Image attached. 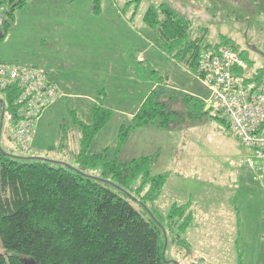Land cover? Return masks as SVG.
I'll list each match as a JSON object with an SVG mask.
<instances>
[{
  "label": "rangeland",
  "instance_id": "1",
  "mask_svg": "<svg viewBox=\"0 0 264 264\" xmlns=\"http://www.w3.org/2000/svg\"><path fill=\"white\" fill-rule=\"evenodd\" d=\"M163 3L192 20V37L208 26L206 41L228 43L252 71L264 70V0H100L99 10L95 0H28L15 11L4 35L0 32V59L47 75L60 72L79 97L63 92L44 112L27 151L10 141L11 123L6 119L2 147L13 155L80 167L73 158L81 140L75 119L78 115L91 120L94 104L101 102L111 115L91 151L106 148L111 157L119 129L131 124L127 115L135 114L154 90L176 111L173 126L138 129L128 152L125 149L119 157L130 160L148 153L153 157L152 173L167 176L154 200L152 194L144 197L147 186L140 195L132 192L137 209L145 211L140 202L146 201L161 222L165 260L264 264V188L248 165L255 159L223 119L183 101L187 92L206 96L208 90L157 46L145 15L151 6ZM110 54L117 56L107 58ZM190 81L197 88L186 92ZM178 156L184 166L174 161ZM173 206L185 214L169 219Z\"/></svg>",
  "mask_w": 264,
  "mask_h": 264
},
{
  "label": "trees",
  "instance_id": "2",
  "mask_svg": "<svg viewBox=\"0 0 264 264\" xmlns=\"http://www.w3.org/2000/svg\"><path fill=\"white\" fill-rule=\"evenodd\" d=\"M27 1L0 0L3 35L15 20V11ZM99 1L95 0L96 10ZM145 21L155 31L157 46L193 73L204 50L225 44L206 41L208 26H203L201 35L192 37V20L168 3L151 6ZM258 71L260 76L261 69ZM18 97L16 87L0 90V264H171L165 260L160 220L146 207V201L140 202L146 213L137 209V196L132 194H142L147 186L144 197L152 194L154 200L167 176L152 173V156L123 160L118 155L132 129L173 126L176 111L169 109L168 102L158 99L153 90L131 124L119 130L117 149L111 157L106 148L91 151L110 109L100 102L94 104L91 120L77 115L81 140L73 158L80 167H75L4 150V123L7 119L12 128L19 118ZM183 101L187 107H205L204 99L189 94ZM172 208L169 219L173 214H185L183 208Z\"/></svg>",
  "mask_w": 264,
  "mask_h": 264
},
{
  "label": "built area",
  "instance_id": "3",
  "mask_svg": "<svg viewBox=\"0 0 264 264\" xmlns=\"http://www.w3.org/2000/svg\"><path fill=\"white\" fill-rule=\"evenodd\" d=\"M0 6V25L3 22ZM251 65L228 44L204 50L193 73L205 89L206 112L223 119L241 143L251 149L255 160L248 161L264 188V70ZM16 87L19 115L10 130L16 147L30 149L43 113L62 96L63 91L41 69L6 63L0 59V90Z\"/></svg>",
  "mask_w": 264,
  "mask_h": 264
},
{
  "label": "crops",
  "instance_id": "4",
  "mask_svg": "<svg viewBox=\"0 0 264 264\" xmlns=\"http://www.w3.org/2000/svg\"><path fill=\"white\" fill-rule=\"evenodd\" d=\"M111 55V54H110ZM162 55V57H164L165 55L164 54H161ZM117 56V54H112L111 56H109V55H107L106 57L107 58H112V59H114L115 57ZM166 57V59H171V61H174V62H176L178 65H179V67H180V69L181 70H183V73H185V70H186V72H189L191 75H192V77L194 78V76H193V71H191L189 68H187L186 66H184L183 64H181V63H179L178 61H176V60H174L172 57H170V56H168V55H166L165 56ZM48 77H49V79H50V81L51 82H53V83H55L56 85H58L59 86V88L64 92V93H67V94H69V97H79V95L78 94H75V93H73L72 91H70L69 90V88H71V87H67V86H69L71 83L70 82H68V81H66L67 82V85L65 84V81H64V76L62 75V73H60V72H52V73H50V74H48ZM193 80V79H192ZM145 81V83L146 82H148V80H144ZM192 81H190V82H188V86H187V88L185 89H183V90H185L186 92L187 91H189V88H197L196 86H195V84L194 85H192V83H191ZM142 85H143V82H142ZM193 86V87H192ZM154 87V86H153ZM152 87V88H153ZM72 89V88H71ZM192 90V89H191ZM191 90H190V92H191ZM102 92H104V91H102ZM194 92H196V91H193V92H191V93H189V92H187L189 95H191V96H193L195 99H198V100H200V101H203V99L204 98H206L208 95H206V96H203L201 93H194ZM66 94V95H67ZM204 109L206 110V108L204 107ZM127 116H129L130 117V122H132V118H133V116H134V114H128ZM149 128V127H147V126H141V127H137V128H134V129H132L131 130V132H130V134L128 135V137H127V141L125 142V144H123V146H122V149H121V151H119V156L121 157L122 156V152L127 148V147H129V145L130 144H128V142L131 140V138H133L134 137V135H135V133L137 132V130L138 129H143V128ZM151 129V128H150ZM120 130V129H119ZM118 136H119V131H118V133L116 134V144H117V141H118ZM115 144V145H116ZM160 144V143H159ZM158 144V146H160ZM161 148V147H160ZM162 148H164V144H162ZM128 152V150L126 149L125 150V153H127ZM144 154V155H143ZM157 154H160V152L159 153H157ZM157 154L155 155V156H157ZM142 156H151L150 154H148V153H138V155L136 156V157H132V159H134V158H139V157H142ZM122 159V158H121ZM182 157H180V156H178V158H176V159H174V161H176L178 164H180V166H184V164L182 163ZM167 182V181H166Z\"/></svg>",
  "mask_w": 264,
  "mask_h": 264
},
{
  "label": "water",
  "instance_id": "5",
  "mask_svg": "<svg viewBox=\"0 0 264 264\" xmlns=\"http://www.w3.org/2000/svg\"><path fill=\"white\" fill-rule=\"evenodd\" d=\"M3 117V116H2ZM1 128H2V124H1ZM1 130V129H0ZM166 243H167V241H166ZM168 262V261H167ZM33 264V263H32Z\"/></svg>",
  "mask_w": 264,
  "mask_h": 264
}]
</instances>
